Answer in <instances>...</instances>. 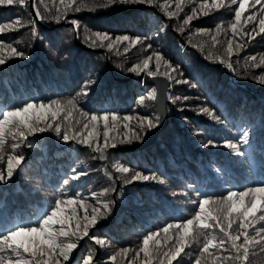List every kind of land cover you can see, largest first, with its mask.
<instances>
[{
	"label": "trees",
	"instance_id": "trees-1",
	"mask_svg": "<svg viewBox=\"0 0 264 264\" xmlns=\"http://www.w3.org/2000/svg\"><path fill=\"white\" fill-rule=\"evenodd\" d=\"M34 2L35 12L38 7L46 16L63 11L60 0ZM85 2L89 3L88 8H82L80 12L68 10L66 20L59 24L47 19L42 22L36 19L31 0H26V6H0V27L12 24L17 19L35 20L37 29L47 37H59L58 41L46 40L40 44L32 38L31 24L6 27L0 33V38L5 43H12L17 50H25L28 54L27 59L10 57L4 65H0V107L19 103L30 96L37 99L51 96L60 99L63 104L77 99L79 103L76 110L71 115L62 110L53 127L60 125L61 136L66 130L85 138L91 134L103 144V123H98L95 128H84L85 118L79 114V110L87 111V98L81 92L87 80L95 81L88 85V95L98 109L113 111L118 118L132 117L128 122L129 128H125L124 121L118 119L115 128L107 130L109 137L117 133L122 137L130 130L137 131L138 119L141 117L153 118L156 112L154 101L145 99L143 103L140 102L141 96L146 97L153 87L145 86L143 89L137 80L140 74L128 69L137 63L142 64L154 49L164 53L165 59L183 71L185 79H190L186 65L198 63L211 77L208 90L199 84L191 87L171 81V95L181 99L168 107L169 122L158 141L135 155L131 152L118 154V151H111L112 148H109L105 153L106 158L102 159L101 153L80 144L78 139L64 141L51 129L29 135L28 139L33 143L30 146L22 145L17 150L25 155L28 167L21 175H17L20 169L16 170L12 178L14 185L12 181L8 184L0 182V207L15 214H32L44 201L54 200L61 188L66 194H70L72 185L79 184L77 192L82 194L89 212L91 207L97 206V198L108 203L110 211L97 221V226L100 223L106 225L100 238L106 240L109 246L101 248L86 236L79 242L78 250L84 251L80 248L83 244L88 249L94 248L96 256L103 253L102 264H112L108 257L113 254L117 255L116 264H144V253L140 251L143 235L149 229L158 230L167 223H181L191 218L197 210L198 198L190 188L199 186L205 192L219 195L233 185H237L234 190H238L248 184L245 177L251 175L249 163L252 149L248 150L249 159L245 160L229 156L230 149L224 145L227 140L236 142L240 130L247 129L251 124L257 129L254 141L256 158L261 156L259 149L264 146V130L260 128L261 119L264 118V85L253 77L264 74V39L261 38L264 34L250 42L239 34L234 38L231 29L234 13L225 8H210L207 14L199 10L202 3L211 5L215 0H156L152 5H114L107 9H93L91 0ZM178 4L181 10L177 9ZM258 8L259 5L250 7L245 16ZM194 9L197 10L196 15L185 26L184 20L192 15ZM168 12H177V15L169 17ZM72 19H78L81 23L79 36L69 31L73 27L70 23ZM154 22L161 23L164 29L159 33L152 31ZM244 23L246 28L252 27L251 24ZM85 27L93 32H108L113 39L118 35H130L133 38L140 35L143 43L130 47L127 52L124 51L123 44L117 45L119 51L90 47V42L84 39ZM145 32L148 33L147 36L144 35ZM229 42L233 45L231 54L227 52ZM149 43L153 45L151 49L146 47ZM238 44H245V47L238 49ZM37 49L42 55H33ZM4 51L7 55V49ZM253 55L257 57L255 62L250 59ZM221 60L225 63L222 64ZM229 62L233 65L231 69L227 66ZM257 64L259 67L255 66ZM149 67L156 70L155 58ZM160 70L164 71L163 67ZM184 96L189 99L184 100ZM203 107L219 115L223 122L200 111ZM153 129L143 141H133L132 145H118L117 149L142 145ZM209 139L214 143L207 144ZM12 143L9 136L6 151L0 153L3 156L0 165H4L0 170L5 172ZM117 165L145 175H155L156 179L124 183V178L133 173H120L116 169ZM220 165L227 168L230 184L224 183L222 176L219 182L211 179L212 173ZM73 168L77 172L84 170L86 174L75 181L69 179L67 186L58 183L66 173L70 177ZM112 188L115 191H104ZM186 192L188 196H185ZM93 193L97 196L94 197ZM190 199L197 203L189 202ZM83 213L84 207L77 208L78 217H82ZM74 224L75 221H72V226ZM262 224L264 221L258 222L255 227L259 228ZM95 227L89 229V235ZM216 232L218 233V229ZM209 234L214 233L209 230ZM164 236L161 232L157 237L158 247L162 250L175 243V237L171 241H165ZM203 239L201 237V241ZM153 245L154 242L149 243L150 251H153ZM123 248L130 251L126 255L122 254L120 250ZM198 248L197 244H193L191 248L186 247L185 252L194 257ZM181 257L186 264H194V260L184 256V253H181ZM181 257H177V260ZM177 260H173L172 264H177ZM250 260L252 264H264V251L255 249ZM152 264H158L155 257Z\"/></svg>",
	"mask_w": 264,
	"mask_h": 264
},
{
	"label": "snow or ice",
	"instance_id": "snow-or-ice-1",
	"mask_svg": "<svg viewBox=\"0 0 264 264\" xmlns=\"http://www.w3.org/2000/svg\"><path fill=\"white\" fill-rule=\"evenodd\" d=\"M155 2L156 0H91V8L107 9L114 5H152ZM60 4L63 6V11L46 16L37 7L35 15L41 21L47 19L59 24L62 20H66L68 10L80 12L82 8L90 6L85 0H60ZM13 5L26 6V0H0V6L11 7ZM233 5L234 8L231 7ZM256 5H259V8L245 16L246 11L250 7L255 8ZM33 6H35V2ZM210 8H225L234 13V20L231 23L234 38L239 34L241 38L246 37L247 42H250L255 40L257 36L264 34V0H215L211 5L202 3L199 10L207 14ZM177 9L181 10L179 4ZM196 12L197 10L194 9L192 15L187 16L183 22L185 26L193 20ZM167 14L169 17H173L177 15V12H168ZM244 22L251 24L252 27L246 28ZM70 23L73 27L69 31H73L79 36L80 21L72 19ZM25 24H31L32 38L39 41L40 44H43L46 40H49V42L59 40L58 36L49 38L40 32L36 27L35 20L22 21L17 19L12 24L0 27V33H3L6 27L16 28ZM163 29L164 26L161 23L154 22L151 30L159 33ZM179 30L183 31V28ZM217 31L219 32V29ZM144 35L147 36L148 33L145 32ZM261 38L264 39V36ZM84 39L86 42H90V47H106L109 51L114 49L119 51L117 45L123 44L125 45L124 51L127 52L130 47L143 43L140 35H136L135 38L130 35H118L113 39L108 32H93L87 27L84 28ZM213 40H215V37H213ZM193 46L195 47V45ZM146 47L151 49L153 45L149 43ZM243 47H245V44H238V49ZM5 49H7V55H5ZM227 52L229 54L233 52L231 42L228 44ZM33 55L39 56L42 54L37 49ZM10 57L27 59L28 54L25 50H17L12 43H5L0 38V65H4L6 59ZM153 58H155V71L149 67ZM250 59L255 62L257 57L253 55ZM262 61H264V57H262ZM220 62L225 63L224 60ZM227 66L230 69L233 67L230 62ZM255 66L259 67V64ZM162 67L164 71L160 70ZM128 71L137 75L145 73L154 80L158 77H164L167 81H175L177 84H187L191 87H196L199 84L206 91L211 82V77L196 62L186 65V71L190 79L183 78L184 72L174 67L169 60L165 59L164 53L156 49L143 60L142 64L137 63L130 67ZM173 73L176 75H173ZM253 78L264 85V74ZM93 83L95 81L89 79L81 89L83 96L87 98V104L85 105L87 111L79 110V114L85 118L84 128L89 126L95 128L98 123H103L105 129L103 144L100 143L98 137L91 134L85 138L83 135L77 136L66 130L61 136L60 125L56 124L53 127L57 116L62 110H66L69 115L73 110H76L79 103L77 99L68 100L66 104H63L60 99H54L51 96H44L39 99L30 96L19 103L5 104L0 107V153L6 151L5 145L9 136L13 141L11 154L7 156L6 160V172L0 170V182L8 184L9 181H12L17 169H20L17 175H21L28 167L25 155L22 151L17 150L22 145L30 146L33 143L28 139L29 135L51 129L64 141L78 139L80 144L101 153V158L104 159L109 148L117 149L118 145H132L133 141H143L147 133L151 129L157 128L165 118L169 102L175 104L177 100L181 99L179 96L173 97L169 94L167 83L162 81L157 86L159 94L157 87H153L146 97L142 95L140 99L141 103L145 99L156 102V112L153 114V118H149V116L141 117L138 119L137 131L130 130L122 137L119 133L109 137L107 130L109 128L114 129L118 119H122L124 127L129 128L128 122L132 120V117L118 118L113 111L98 109L93 104L92 97L88 95L90 91L88 85ZM56 95H59V93ZM183 99L188 100L189 97L184 96ZM200 111L212 115L213 119L218 122H223L219 115H216L207 107L201 108ZM98 112H102V114H97ZM260 128L264 130V118L261 119ZM256 132L257 129L249 124L247 129L240 130L239 139L236 142L227 140L224 145L227 149H230L229 156L242 157L245 160L249 159L248 150L252 149L251 162L249 163L251 175L245 177L248 184L238 190H234L237 189V185H233L231 189H224L223 193L219 195L205 192L199 186L190 188V191L198 198L197 210L191 218H187L181 223H167L160 226L158 230L149 229L143 235V244L140 251L144 253V264H152L154 257L157 259L158 264H172L173 260L181 257V253L193 259L194 264H252L250 255L254 253L255 249L259 248L264 251V224L259 228L255 227L258 222L264 221V146L260 147L261 156L257 159L256 148L254 147ZM213 143L212 139L207 141V144ZM138 151L139 146L121 148L118 150V154L131 152L135 155ZM0 159H3V156H0ZM3 167L4 165H0V168ZM116 169L120 173H133L130 177L124 178V183H131L133 180L156 179L155 175H145L140 171H134L122 165H117ZM71 171L72 175L70 177L66 173L58 183L67 186L69 179L75 181L86 174L84 170L77 172L75 168ZM221 176L224 177V183H231V180L228 179L227 168L224 165H220L216 172L212 173L211 179L214 182H219ZM12 184L14 185L15 181H12ZM11 186L9 185V187ZM79 187V184H73L70 194H66L64 189L61 188L54 200L44 201L43 205L32 214H15L7 212L5 207H0V264H102L103 253L96 256L94 248L88 249L83 244L80 245V248L84 251H79L78 244L87 236L89 241L94 240L95 244L101 248L109 246L106 240L100 238L106 225L100 223L97 226V221L110 211L109 204L103 203L97 198V206L91 207V212H89L82 194L77 192ZM110 190L115 191L114 188L105 189L104 191L108 192ZM92 195L97 196L96 193ZM185 196H188L187 192ZM189 202L197 203L194 199H190ZM79 207H84L82 217L76 215V210ZM101 209H104V211L102 212ZM72 221H75L74 226H72ZM94 226H96L95 230L89 235V229ZM217 229L218 233L216 232ZM249 229H252V231L250 232ZM209 230L214 234L210 235ZM161 232L165 234V241H171L175 237V243L167 247L166 250L158 247L157 237ZM201 237L204 238L202 241ZM150 242H154L153 251L149 250ZM193 244L199 246L194 257L191 253L185 252V248H191ZM120 251L126 255L130 250L123 248ZM136 255L138 256L139 252ZM108 259L112 264H116L117 255L113 254ZM177 264H186V261L181 257L177 260Z\"/></svg>",
	"mask_w": 264,
	"mask_h": 264
},
{
	"label": "water",
	"instance_id": "water-1",
	"mask_svg": "<svg viewBox=\"0 0 264 264\" xmlns=\"http://www.w3.org/2000/svg\"><path fill=\"white\" fill-rule=\"evenodd\" d=\"M34 4V0H31V6L34 9V16L36 19H38V17H36L35 15V7L33 6ZM137 80H144V86H152V87H157L158 85L161 84V82H165L168 85V92L169 94H171L172 92V83L171 81H167L165 80L164 77H158V78H152L149 76H143V77H138ZM157 92L159 94V88L157 87ZM155 107H156V102L154 101ZM172 105L171 102H169V106ZM169 122V117H168V111L166 113L165 118L160 122L159 126L157 128H154L151 133L150 136L148 137V139L146 140L145 143H143L142 145H139V151L145 149L147 146H150L154 143H156L159 139V136L161 134V132L166 128L167 124ZM137 147V146H136ZM111 151H118V149H111Z\"/></svg>",
	"mask_w": 264,
	"mask_h": 264
},
{
	"label": "rangeland",
	"instance_id": "rangeland-1",
	"mask_svg": "<svg viewBox=\"0 0 264 264\" xmlns=\"http://www.w3.org/2000/svg\"><path fill=\"white\" fill-rule=\"evenodd\" d=\"M38 20L40 21V22H42L39 18H38ZM143 76H147L145 73H140V75H139V77H143ZM139 82H140V84H141V87L144 89V80H138ZM116 152V151H115Z\"/></svg>",
	"mask_w": 264,
	"mask_h": 264
}]
</instances>
